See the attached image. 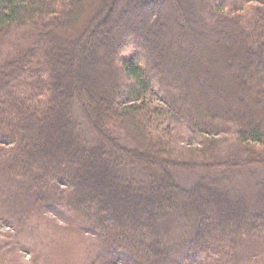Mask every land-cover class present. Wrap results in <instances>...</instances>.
I'll use <instances>...</instances> for the list:
<instances>
[{
	"label": "trees",
	"instance_id": "16d2710c",
	"mask_svg": "<svg viewBox=\"0 0 264 264\" xmlns=\"http://www.w3.org/2000/svg\"><path fill=\"white\" fill-rule=\"evenodd\" d=\"M93 2L99 7L89 10ZM189 8L197 35L190 39L180 19ZM220 22L235 29L230 52L206 29ZM21 30L28 31L27 43ZM172 33L182 41L167 54ZM10 36L20 44L11 45ZM7 44L14 51L0 50L1 216L16 208V220L32 226L43 219L33 221L34 209L65 218L104 252L100 259L96 249L91 264L95 258L96 264H187L186 258L188 264H264L263 180L250 203L203 181L183 186L172 174L180 165L174 149L180 125L199 142L188 150L201 160L217 151L214 136L228 126L215 124L220 121L233 125L245 153L222 168L264 163V0H0V49ZM197 48L220 68L224 53L239 61L245 79L236 82L249 103L236 93L229 111L220 86L208 88L201 67L193 69L198 59L188 61ZM173 60L186 68L171 67ZM75 109L96 144L78 133ZM114 128L133 145H123ZM124 166L137 175L125 177ZM16 189L30 206L8 201ZM179 206L193 212L192 226L186 239L168 246L166 230Z\"/></svg>",
	"mask_w": 264,
	"mask_h": 264
},
{
	"label": "rangeland",
	"instance_id": "374dc122",
	"mask_svg": "<svg viewBox=\"0 0 264 264\" xmlns=\"http://www.w3.org/2000/svg\"><path fill=\"white\" fill-rule=\"evenodd\" d=\"M184 3L188 6L186 2ZM91 4V6H88L89 10H91L93 7H99L100 3L93 2ZM191 9L192 8H189L188 12L184 9L182 13L179 11L181 13L180 19L182 21L183 29L187 32V34L189 33V39L191 35H193V38L197 36L195 33V35L192 34L195 32L194 29L196 28L190 22L191 19L189 18V15L187 16ZM174 27L177 26L175 25ZM206 27V29L209 30V33H211L210 35L213 39H216V34H218V38L221 39V41L226 45V48L229 50V52L230 50L232 51L234 43H237V40H233V37H236L233 26L227 27L222 22H220L210 23V25L208 24ZM155 28H157V25ZM198 29H201L200 25H198ZM29 31L31 34L35 32L33 29H30ZM77 32L78 31L76 30V32L69 33V36L71 35L76 37ZM27 34L28 31L25 32V30H21L17 35L18 37H21V41L24 40L26 42V38L23 39L22 36ZM169 36L170 38L165 41V43H168V47L166 46L165 48L167 54H169L168 50L170 52L173 51V46L171 45L176 44V42L180 44L182 41V38L178 33H172ZM8 39L11 45H14V41L17 43V39H15L13 36L8 37ZM22 44L24 45V42H22ZM8 45L10 46V44H7L2 46L0 49L3 53H5L4 51L6 49V56L12 54L14 51L13 49H7ZM222 56H224L222 60L223 67L225 65L226 69L225 67L220 68L216 63H214L211 53L205 54V52H203L200 48H197L191 52V56L189 57L188 61L190 63H194L198 59V66H193V69L197 71L198 67H201L200 70L203 72L204 82L209 85L208 88H214V86H211L212 84L220 86L221 94H224L223 100L229 102L228 108L229 111H231L233 110V105L235 103L234 96L236 93L239 94L238 99L242 100L245 104L249 103L251 100H249L250 98L248 95L245 96L243 93L244 91H242V88H240L241 82H236V77L237 79L239 77L245 79V72L241 68V65H239V61L237 59H233L231 61L230 56H225V53ZM167 62L171 63L170 66L176 68V70L177 67H182L181 69L186 68L185 64L178 65V62H175L174 60L173 62ZM85 69L86 67L84 64H80L78 71L83 75ZM246 71H249V69H246ZM97 76L98 75H95V77ZM99 76H102V72H99ZM250 83L252 85L253 81H250ZM156 96L159 97L162 103L166 102L163 97H160L159 94L156 93ZM253 111L259 113V109H254ZM247 113H245L243 117H246ZM73 117L76 118L79 123V128L77 130L78 133H80V135H84V139H86L92 145L96 144L97 142L94 140V134L90 133L91 131L87 128L78 109H75ZM215 124L218 126L228 125L229 128L228 126H226L225 129L221 128V132L215 134L214 137L220 142L219 146L217 151L213 152L212 157H210L211 159H206L205 161L204 159L201 160L194 153H191V151L188 150L189 147H200V144L197 140H195V138L191 137L187 126L180 125L176 128L174 133L176 136V138H174L176 139L174 149L177 153L175 156V162H177L178 165L180 163V165L178 168L172 169V174L175 180L178 183L180 182L183 186L190 187L197 181H203L207 184L218 186L222 192L226 194L228 193V196H232L234 198L243 196L248 200V202H254L258 196L256 182L260 180L264 181V163L259 161V164L240 167L238 169L222 168L219 164L226 162V160L238 162L239 158L242 160L245 153H243V151L239 148L237 136L233 131L232 124L229 122L220 121ZM113 134L118 137L119 141H121L123 145H133L132 141L128 140V138L123 134L122 131H120V129L114 128ZM209 162L216 164L213 166V169H207L204 167V164ZM182 163L183 165H181ZM120 172L129 179L130 177L132 178V176L137 175L133 169H125V166L120 168ZM16 185L17 183L13 184L14 187ZM20 192V190L16 189V191L11 192L10 195H6L9 199L8 201H13L12 203L15 201L16 203L13 205L16 206L24 203L22 200L23 198L21 197L22 194ZM7 197L4 199L7 200ZM29 201L30 200H27V203H24L27 205L22 204L23 207L30 206L28 205ZM52 203H54L55 207L57 206L53 200ZM33 211L36 212L31 213L34 215L33 221L37 220V217L43 218L41 223L34 224L35 226L31 225L34 222H30V220L29 222L25 220L17 221L16 219H19L17 216H20V214L16 208L12 210V213L6 214V216L0 215V264H91L94 262L92 259L93 255H95L97 252L96 249H98V255L100 259L103 258L104 252L100 250L98 246H93L92 243L96 242L94 238L89 235V233L84 234L82 231H79L77 227H68V222L65 220V218L63 219L61 217H57L52 212L40 213V211L38 212L37 209H34ZM192 215L193 212L190 209L183 208L182 206L176 208L169 222V224L171 223L172 226L169 230H166V243L168 246L173 244L177 246L179 242L189 236L188 234L192 226ZM74 218L75 217L73 216V219ZM76 226H78V224ZM22 234H26L28 239L25 240L24 238H20ZM184 262L188 264L191 262V259L188 260V258H186L184 259ZM94 264H96V258ZM98 264H101V262H98Z\"/></svg>",
	"mask_w": 264,
	"mask_h": 264
}]
</instances>
